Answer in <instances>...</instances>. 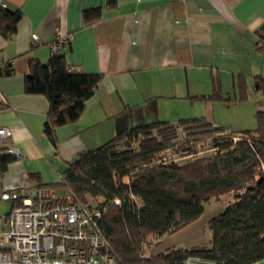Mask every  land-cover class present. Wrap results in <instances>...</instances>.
Listing matches in <instances>:
<instances>
[{"label": "crops", "instance_id": "crops-1", "mask_svg": "<svg viewBox=\"0 0 264 264\" xmlns=\"http://www.w3.org/2000/svg\"><path fill=\"white\" fill-rule=\"evenodd\" d=\"M3 3L22 18L13 35L0 34V126L12 130L8 143L22 157L0 173V193L25 194L45 185L56 196L69 164L126 127L197 118L240 133L256 129V115L264 112L256 85L264 79V52L256 50L264 0H116L112 7L106 0ZM96 8L100 18L84 24L82 13ZM59 34L72 36L58 52L68 68L102 80L80 119L56 130L55 147L44 134L49 104L27 95L24 79L32 61L48 62ZM214 82L222 100L202 99L212 94ZM12 208L0 200V216ZM166 237L152 240L146 251ZM183 247L210 248V238L205 245L173 244L146 256Z\"/></svg>", "mask_w": 264, "mask_h": 264}, {"label": "trees", "instance_id": "trees-1", "mask_svg": "<svg viewBox=\"0 0 264 264\" xmlns=\"http://www.w3.org/2000/svg\"><path fill=\"white\" fill-rule=\"evenodd\" d=\"M115 4L106 0L107 7ZM100 10L84 11V24L97 21ZM21 18L19 11L0 7L3 38L15 33ZM257 35L256 50L262 53L264 22ZM58 52L46 64L32 61L24 79L25 93L43 96L49 104L44 134L55 147L56 130L80 119L102 80L100 74L69 71ZM256 85L264 99V79L258 77ZM201 98L222 100L218 84ZM256 124V129L240 133L197 118L126 127L98 149L80 154L56 186L69 189L88 212L99 213L97 229L115 264H183L189 258L264 264V112L257 113ZM209 138L216 142L214 150L199 156L198 144ZM169 150L190 159L161 161L160 155ZM12 160L0 155L1 174ZM87 197L94 207H87ZM223 197V211L207 223L210 248H173L146 256L152 240L195 223L206 203Z\"/></svg>", "mask_w": 264, "mask_h": 264}, {"label": "built area", "instance_id": "built-area-1", "mask_svg": "<svg viewBox=\"0 0 264 264\" xmlns=\"http://www.w3.org/2000/svg\"><path fill=\"white\" fill-rule=\"evenodd\" d=\"M0 7H5L3 0ZM71 40V35L59 34L50 56ZM3 64L0 61V69ZM8 65L12 67L13 61ZM11 138L12 130L0 126V155L20 160V150L8 143ZM65 191L63 197L38 188L25 194L0 193V200L16 203L7 216H0V264H115L97 229L99 213L88 212L69 189ZM183 264L213 263L189 258Z\"/></svg>", "mask_w": 264, "mask_h": 264}, {"label": "rangeland", "instance_id": "rangeland-1", "mask_svg": "<svg viewBox=\"0 0 264 264\" xmlns=\"http://www.w3.org/2000/svg\"><path fill=\"white\" fill-rule=\"evenodd\" d=\"M223 135V134H219ZM217 134L214 136L216 137ZM237 141V140H235ZM214 142L212 138H209L202 143H199L197 146V149L199 151V156H207L209 155L214 149ZM180 156L174 155L173 150H169L167 152H164L160 155L161 161H169L171 159H177L179 163H183L190 158H179ZM264 173V172H263ZM56 196L63 197L66 195V191L64 188L59 187V191H57ZM225 197H223L220 201H210L205 204L204 206V213L202 216L198 219V221L195 222V224H191V226H187L186 228L176 232L173 235H168L166 238H164L162 241L158 244H154L148 251H146V255L149 254H155L159 251H163L168 247H171L173 244H176V246L181 244L191 245V244H202L205 245L208 243L210 238V232L206 226V222L208 219H211L218 214H220L224 206L227 204L224 200ZM95 201L87 197V207H94Z\"/></svg>", "mask_w": 264, "mask_h": 264}]
</instances>
